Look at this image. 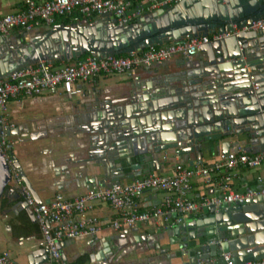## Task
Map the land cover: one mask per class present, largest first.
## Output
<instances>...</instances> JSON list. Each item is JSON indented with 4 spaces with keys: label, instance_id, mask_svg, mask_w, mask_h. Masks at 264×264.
<instances>
[{
    "label": "water",
    "instance_id": "obj_1",
    "mask_svg": "<svg viewBox=\"0 0 264 264\" xmlns=\"http://www.w3.org/2000/svg\"><path fill=\"white\" fill-rule=\"evenodd\" d=\"M263 13L264 0H179L128 23L100 13L44 30L8 33L0 35V77L39 59L68 60L85 52L96 58L130 54L185 36L222 32L225 26L232 31L233 23L242 26ZM63 120L57 124H66L81 137L66 149L53 150L49 165L56 193L74 187L82 188L81 193L163 173L164 164L176 156L188 165L212 159L203 164L209 165L220 153L264 152V28L210 40L191 57L146 66L113 94L100 87L82 91L70 99ZM27 131L26 125H17L9 127L7 135L47 139L41 131ZM10 182L9 165L0 152V199L14 194L35 221ZM258 185L256 179L246 188ZM159 203L153 200L150 205ZM144 224L150 225L149 233L134 227L101 239H95L97 233L88 237L86 263L226 264L224 253L238 264L264 258V194L211 209L172 228L160 222ZM28 261L48 262L43 242L30 251Z\"/></svg>",
    "mask_w": 264,
    "mask_h": 264
},
{
    "label": "built area",
    "instance_id": "obj_2",
    "mask_svg": "<svg viewBox=\"0 0 264 264\" xmlns=\"http://www.w3.org/2000/svg\"><path fill=\"white\" fill-rule=\"evenodd\" d=\"M177 1L179 0H23L22 7L17 11L0 14V35L8 34L14 28L26 31L42 24L50 25L57 17L69 15L78 20L108 13L122 23H128L144 13ZM263 28L264 13L242 26L233 23L232 31L225 26L222 32L215 30L191 38L185 36L178 41L150 45L130 54H108L96 58L88 53L75 62L60 66H54L50 60L39 59L12 70L6 77H0V152L9 165L11 185L23 195L39 227L43 244L47 248L49 264H64L58 247L62 240L91 237L100 230V221L91 214L98 202L107 203L116 211L117 216L110 222V226L114 231L120 232L148 221L156 224L160 222L172 228L191 215H199L224 205L243 203L246 199L264 194V180L260 176L256 178L259 185L255 189L245 188L240 192L233 188L235 170L260 166L264 162V152L220 153L218 159L209 165H188L178 158L170 173H150L126 183L89 188L71 197L57 192L49 202L38 203L20 176L10 154L7 129L13 125L7 118L9 100L23 95H50L59 92L72 98L82 92L81 87L76 85L78 81H87L101 72L131 76L142 66L162 63L176 54L191 57L203 43L210 40L239 31ZM196 178H201L213 193L195 199L192 196V185ZM148 190H160L163 196L158 205L142 209L137 198ZM222 257L226 264H238L229 260V253L222 254ZM0 264L18 263L4 251L0 253ZM242 264H264V258Z\"/></svg>",
    "mask_w": 264,
    "mask_h": 264
},
{
    "label": "crops",
    "instance_id": "obj_3",
    "mask_svg": "<svg viewBox=\"0 0 264 264\" xmlns=\"http://www.w3.org/2000/svg\"><path fill=\"white\" fill-rule=\"evenodd\" d=\"M22 5L23 0H0V14L17 11ZM70 19H73L71 15L57 17L54 23L68 22ZM47 27V24H42L35 28L37 30H44ZM18 32L20 30L14 28L9 33L17 34ZM86 54L88 52L68 60H55L53 65L60 66L65 63H72L81 59ZM173 57L178 58L181 55L176 54ZM145 69L146 66H142L137 71L140 72ZM130 78L131 76L126 74L101 72L87 81H78L76 85L81 87L82 91L100 87L104 88L107 94H113ZM80 94L73 96V98L66 96L62 92L50 95H23L12 98L8 102L7 118L13 127L24 124L28 130L26 133L41 131L46 135L47 139L39 141L19 140L16 136H9L10 154L17 165L20 176L30 184L32 191L43 202L49 201L57 191L54 184L56 178L49 165L53 150H59L61 147L66 149V147L71 146L81 137L80 134H72L67 129L69 126L66 124H57L64 121V116L69 112L70 99H76L80 97ZM37 122H43L46 126L38 129L36 126ZM47 123H49V127ZM50 149H52V154ZM177 159L178 157L176 156L174 159L167 161L164 164L162 172L170 173L173 161ZM211 160H205L203 164ZM258 175L264 176V162L256 168H238L235 170L233 188L240 192L244 191L247 185L255 182ZM81 189L74 187L60 192L67 197H71L79 194ZM211 193H213V190L206 186L201 178H196L193 181L192 196L195 199H201ZM162 196V191L150 190L139 196L137 203L140 208L145 209L152 206L150 203L153 200L160 201ZM19 202L20 199L15 198L14 194H6L0 199V253L7 251L16 263L29 264L28 255L30 251L33 248H40L43 241L37 223ZM91 214L95 215L100 221V230L97 232L95 239L110 237L115 232H118L114 231L110 226V222L117 214L109 204L95 203ZM198 216L191 215L185 220L192 221ZM136 227L139 228V231L144 230L145 233L151 231L148 224L139 223ZM89 240L90 238L88 237L62 240L59 247L62 262L69 264L84 255V249L87 247L86 243ZM45 264L49 263L46 262Z\"/></svg>",
    "mask_w": 264,
    "mask_h": 264
},
{
    "label": "trees",
    "instance_id": "obj_4",
    "mask_svg": "<svg viewBox=\"0 0 264 264\" xmlns=\"http://www.w3.org/2000/svg\"><path fill=\"white\" fill-rule=\"evenodd\" d=\"M38 230H39V227H38ZM85 263H86V256L82 255V256L78 257L77 259H75L74 261L70 262L69 264H85Z\"/></svg>",
    "mask_w": 264,
    "mask_h": 264
}]
</instances>
